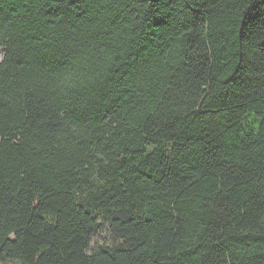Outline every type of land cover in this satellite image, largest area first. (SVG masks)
I'll return each instance as SVG.
<instances>
[{
	"label": "trees",
	"instance_id": "16d2710c",
	"mask_svg": "<svg viewBox=\"0 0 264 264\" xmlns=\"http://www.w3.org/2000/svg\"><path fill=\"white\" fill-rule=\"evenodd\" d=\"M182 8L0 0V264H264V0Z\"/></svg>",
	"mask_w": 264,
	"mask_h": 264
},
{
	"label": "snow or ice",
	"instance_id": "6c2138e0",
	"mask_svg": "<svg viewBox=\"0 0 264 264\" xmlns=\"http://www.w3.org/2000/svg\"><path fill=\"white\" fill-rule=\"evenodd\" d=\"M62 2V0H61ZM149 2V0H144ZM152 3H159L160 0H151ZM170 2H178L183 6L182 10L176 15H170L166 26L170 27L171 31L179 29L192 28L195 29L203 23V13L206 6L214 0H170ZM260 26L264 28V19L261 20ZM256 17L249 13L247 16L240 18V23L237 28L239 40L250 41L256 35ZM264 50V46H262Z\"/></svg>",
	"mask_w": 264,
	"mask_h": 264
},
{
	"label": "rangeland",
	"instance_id": "374dc122",
	"mask_svg": "<svg viewBox=\"0 0 264 264\" xmlns=\"http://www.w3.org/2000/svg\"><path fill=\"white\" fill-rule=\"evenodd\" d=\"M0 60H1V49H0ZM3 264H18V263L10 262V261H5Z\"/></svg>",
	"mask_w": 264,
	"mask_h": 264
}]
</instances>
